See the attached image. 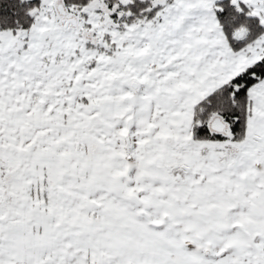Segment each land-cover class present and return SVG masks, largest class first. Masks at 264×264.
Instances as JSON below:
<instances>
[{"label":"snow or ice","instance_id":"6c2138e0","mask_svg":"<svg viewBox=\"0 0 264 264\" xmlns=\"http://www.w3.org/2000/svg\"><path fill=\"white\" fill-rule=\"evenodd\" d=\"M0 264H264V0H0Z\"/></svg>","mask_w":264,"mask_h":264}]
</instances>
